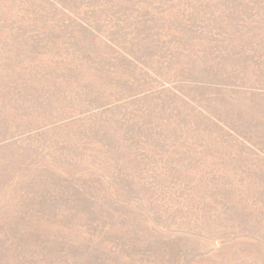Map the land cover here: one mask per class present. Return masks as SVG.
<instances>
[{"label": "rangeland", "instance_id": "rangeland-1", "mask_svg": "<svg viewBox=\"0 0 264 264\" xmlns=\"http://www.w3.org/2000/svg\"><path fill=\"white\" fill-rule=\"evenodd\" d=\"M0 264H264V0H0Z\"/></svg>", "mask_w": 264, "mask_h": 264}]
</instances>
